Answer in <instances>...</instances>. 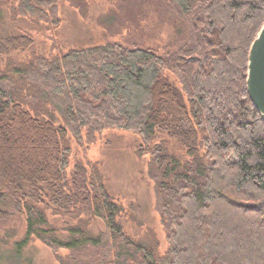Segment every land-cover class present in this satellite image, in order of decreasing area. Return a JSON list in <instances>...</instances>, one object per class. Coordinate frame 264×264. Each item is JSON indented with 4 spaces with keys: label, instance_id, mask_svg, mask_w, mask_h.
<instances>
[{
    "label": "trees",
    "instance_id": "1",
    "mask_svg": "<svg viewBox=\"0 0 264 264\" xmlns=\"http://www.w3.org/2000/svg\"><path fill=\"white\" fill-rule=\"evenodd\" d=\"M164 1L174 35L163 52L106 43L0 71V228L26 218L22 239L0 242V264L24 260L33 239L79 255L74 264H264V120L246 88L264 0ZM14 2L15 16L60 22L56 0ZM34 48L25 33L0 36V56ZM109 129L139 135L137 155L150 156L163 255L153 232H124L97 164L67 172L69 136L92 143ZM49 209L75 221L66 235ZM84 215L106 231L94 236Z\"/></svg>",
    "mask_w": 264,
    "mask_h": 264
},
{
    "label": "rangeland",
    "instance_id": "2",
    "mask_svg": "<svg viewBox=\"0 0 264 264\" xmlns=\"http://www.w3.org/2000/svg\"><path fill=\"white\" fill-rule=\"evenodd\" d=\"M1 5L2 26L0 36L14 32L29 35L33 50L12 52L0 56V71L7 62H27L32 56L54 57L72 49H87L106 43L156 49L163 52L174 35L173 12L164 0H56L58 25L43 20L15 16L12 7L17 2L4 0ZM167 7V8H166ZM58 123L62 119L56 113ZM85 134V133H84ZM71 155L67 172L72 174L78 164L88 167L97 164L110 195L124 208L119 217L124 232L135 240H142L153 232L159 242V253H166V233L156 210L155 186L148 176L150 156L137 155L142 143L139 135L109 129L96 134L89 143H77L72 136ZM171 152L183 155L176 141L170 142ZM49 221L66 235L65 227L75 221L55 215L47 210ZM89 220L88 228L94 236L106 231L99 218L82 216ZM26 232V218L22 213L12 215L0 228V242L10 250L13 243ZM24 260H10V264H74L80 260L67 250H53L33 239L23 253ZM61 260V261H60Z\"/></svg>",
    "mask_w": 264,
    "mask_h": 264
},
{
    "label": "water",
    "instance_id": "3",
    "mask_svg": "<svg viewBox=\"0 0 264 264\" xmlns=\"http://www.w3.org/2000/svg\"><path fill=\"white\" fill-rule=\"evenodd\" d=\"M246 88L253 105L264 120V24L249 51Z\"/></svg>",
    "mask_w": 264,
    "mask_h": 264
}]
</instances>
